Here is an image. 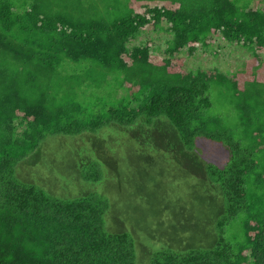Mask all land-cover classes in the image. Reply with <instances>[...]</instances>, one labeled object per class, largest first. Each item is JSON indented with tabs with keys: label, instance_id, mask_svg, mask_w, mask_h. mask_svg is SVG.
<instances>
[{
	"label": "trees",
	"instance_id": "obj_1",
	"mask_svg": "<svg viewBox=\"0 0 264 264\" xmlns=\"http://www.w3.org/2000/svg\"><path fill=\"white\" fill-rule=\"evenodd\" d=\"M254 1L0 0V264H264L260 61L239 84L182 58L214 34L258 57Z\"/></svg>",
	"mask_w": 264,
	"mask_h": 264
},
{
	"label": "rangeland",
	"instance_id": "obj_2",
	"mask_svg": "<svg viewBox=\"0 0 264 264\" xmlns=\"http://www.w3.org/2000/svg\"><path fill=\"white\" fill-rule=\"evenodd\" d=\"M254 1V0H253ZM255 3V1H254ZM159 5H167V2H159ZM164 25V24H163ZM171 37L170 33L165 32L164 30H152L151 28L148 29L147 33H143L140 36H138L137 39H135L132 44L135 45H141L144 43H150L152 47L150 55L157 56L158 58H162L164 56L163 51L166 47V42ZM172 38V37H171ZM170 38V39H171ZM209 41V39H208ZM210 42L212 43L210 48L204 49L203 47L199 46L195 52V54L191 56H187L185 53L182 54V58L185 60V64L183 68H186L188 70H196L198 68L203 70H212L213 68H218L222 72H229V71H236V70H242V72H238L240 76L239 84H241V80L244 78H248L251 76V73L255 70L254 67L257 65V62L260 61V67L256 68V77L258 79L264 80V52L258 54V57H254L250 50L245 49L241 47L240 45L234 44H228L227 42L223 41L221 37L218 36V34H214L212 38H210ZM214 51L216 52V55L214 54ZM259 53V52H257ZM261 59L263 60L261 62ZM88 63V62H87ZM85 62L80 63H65V67L69 66L73 69H81L83 65H87ZM94 68H92L90 71H87L83 76L88 77L89 79H97V78H106V85L108 86V89L114 90L116 79L113 74H109V76H106L104 72L100 69H97L94 65ZM113 75V77L111 76ZM81 76V75H80ZM114 79V83L112 82ZM124 91L122 89L118 90L117 95H122ZM218 100L217 95H214L213 97V103L216 105ZM91 113H95V109L89 110ZM216 111V110H213ZM166 121L162 120L161 127L167 128ZM140 137H143L140 135ZM141 139V138H140ZM142 140V139H141ZM153 142V144H156L158 148L163 147L162 149L171 152L170 147L164 146L162 140H158L156 136H152L150 140ZM48 146V145H47ZM168 147V148H167ZM60 147L49 145L47 147V150L50 152L58 151ZM170 161L167 162V164H162V168L168 169L170 168ZM186 167V165H185ZM191 172H193L191 170ZM159 179V178H158ZM178 178L174 177V180H177ZM156 186L160 187V180H156ZM169 190H175L176 187L169 186L167 187ZM167 189V192L169 190ZM175 194V193H174ZM172 199V198H171Z\"/></svg>",
	"mask_w": 264,
	"mask_h": 264
}]
</instances>
